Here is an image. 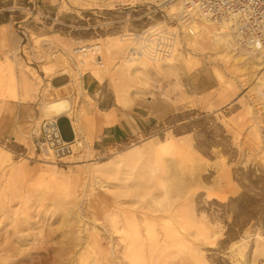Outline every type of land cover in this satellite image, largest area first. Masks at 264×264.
Here are the masks:
<instances>
[{
  "label": "rangeland",
  "instance_id": "374dc122",
  "mask_svg": "<svg viewBox=\"0 0 264 264\" xmlns=\"http://www.w3.org/2000/svg\"><path fill=\"white\" fill-rule=\"evenodd\" d=\"M181 1L0 0V264L72 238L73 264H264V58L192 32ZM154 34L166 52L141 49ZM60 74L73 138L51 146ZM110 105L132 119L120 145L94 122Z\"/></svg>",
  "mask_w": 264,
  "mask_h": 264
},
{
  "label": "bare ground",
  "instance_id": "6f19581e",
  "mask_svg": "<svg viewBox=\"0 0 264 264\" xmlns=\"http://www.w3.org/2000/svg\"><path fill=\"white\" fill-rule=\"evenodd\" d=\"M184 1L185 0H182L181 1V4L182 5H183ZM182 5H181V9L179 10L180 12L182 11ZM191 15H192V12H191ZM196 17H197L198 20L192 21V24H191V26L193 28V29H191L192 32L202 33L203 35L208 36L209 38L215 39L216 41L225 42V43H227L229 45L236 44L238 46V48H239V51H240L239 53L240 54H243L244 56H246L241 61L243 63L242 65L247 64L249 61H254L255 59L264 58V50H262V49L254 50V48H251L250 49L248 47H243V46L239 45L238 42H236V39H235V37H234V35L232 33L234 31V29L232 27V24L235 23L234 21H232L230 19H227V18H221L219 20H213V19H210V18H206V16H204L203 14H202V16L199 15V16H196ZM212 23L217 24V25H220V26L217 29H215V28H213L211 26ZM153 33H154V31H153ZM111 42L112 41H110V43ZM110 43H106V44L103 45L104 48H106V50H109V48H110L109 47L110 46L109 44ZM96 44L95 43H92L90 45V47H88L87 45H85L84 48H87L88 47V50L90 51V54L91 53L92 54L93 53L95 54V53H98L99 52V50L97 49L98 48V45H96ZM113 44H114V41H113ZM111 47H113V46H111ZM84 48L82 50H84ZM86 52H88V51L86 50ZM106 53H107V51H106ZM75 55H80V54L77 53ZM75 55H74V57H75ZM81 56H84V55H81ZM89 57L88 58L85 57V58L87 60L88 59H92V57L91 58H89ZM94 57H96V56H94ZM80 65L78 64L77 67H78V70H80V72H81V71L85 70V67L84 66L81 67ZM95 75H97V73ZM50 83L54 87L53 90H52L51 87L48 88V90H52L50 92H52V93L55 92L56 93L57 91H59V92L61 91L60 93H62V94L59 95V93L58 94L56 93V95L58 97L56 96V99L55 100H52V101L48 102L47 107H45V108L47 109V111H52L55 115L58 116V115H60V113H62L63 111H65L69 107V104H70L69 101L66 99V97H64V96H66L65 95L66 92L65 93L62 92V91H64L68 87L70 89V85H68V75L67 74L57 75V76L51 78ZM63 94H64V96L62 97ZM59 96H61V97H59ZM52 121L56 123V128L55 129H52V128L49 127L48 134H49L50 138H49V140L47 139V142H48L49 145L52 146V144H55L54 146H58L56 144L58 140H60V142L61 141L66 142V141H68V140H70V139L73 138L72 127H71V124H70L68 118H66V116L60 115V116H58V118L52 119ZM94 122H95L96 125H100L102 123V119L97 116V117H95ZM261 137H262V135H261ZM262 140H264V138H262ZM80 144H81L80 142H77L76 143V147H77V145H80ZM152 148H153V146H149V151H151ZM134 154H135V152H134ZM216 197H218L219 199H222L221 196H218L217 195ZM94 240L95 239L93 238L92 241H94ZM65 241H67V240H65ZM74 241L75 240L73 238L72 239H68V241L65 242V244L63 243L64 245H62L59 249H55V248H53L51 246H49V247L45 246L43 248V250L40 249V250L34 251V253L36 252V255L37 256H30L29 255L30 257L28 256L29 257L28 258V261H29L28 264H46L45 261L47 259H49V258H51V263H49V264H73V261H74V259H72L73 258L72 255L74 254L73 247L75 246L74 244H77V242L75 243ZM86 242H88V241H86ZM89 242H90V240H89ZM33 245H35V244L33 243ZM39 247L41 248V246H39ZM39 247H37V248H39ZM28 251H30V250H28ZM88 257L89 256H88V253L87 252H83V253L80 252V254H78V257L75 259V261L77 263L76 262L75 263L76 264H91L92 262H91L90 259H91L92 255H91L90 259ZM93 261L95 262V260H93Z\"/></svg>",
  "mask_w": 264,
  "mask_h": 264
},
{
  "label": "built area",
  "instance_id": "2783aa9c",
  "mask_svg": "<svg viewBox=\"0 0 264 264\" xmlns=\"http://www.w3.org/2000/svg\"><path fill=\"white\" fill-rule=\"evenodd\" d=\"M158 7H145V14L157 12ZM192 12V15H191ZM206 16L213 20L227 18L235 23L232 24V32L236 42L243 47L254 48V50H264V0H185L182 5L181 17L190 29L192 21L196 16ZM171 35V34H170ZM158 34L151 35L150 44H142L141 49L153 55L158 52V46L167 48L172 37ZM154 36V38H153ZM163 52H166L164 50ZM99 56V54H97ZM100 58V56H99ZM99 60V59H98ZM264 138V129L261 131Z\"/></svg>",
  "mask_w": 264,
  "mask_h": 264
},
{
  "label": "crops",
  "instance_id": "0c3cea01",
  "mask_svg": "<svg viewBox=\"0 0 264 264\" xmlns=\"http://www.w3.org/2000/svg\"><path fill=\"white\" fill-rule=\"evenodd\" d=\"M200 74L203 75L204 73H200ZM67 75H68V80H69L68 82L70 84V88H72L73 91L74 88L70 83V75L69 74ZM210 80H214V79L210 77ZM81 81H82V85L85 83H88V85L89 84L98 85L103 82V81H98L96 77H94L90 72L82 76ZM215 85H216L215 83L210 84L200 91L201 93L209 91L210 89L215 87ZM49 91L51 90L47 89L45 94ZM24 93L29 98L31 97V93L29 89ZM99 112L102 113L99 114L98 117L102 119V123L100 125L103 126L100 140L106 141L105 145L107 146L109 145L111 146L113 144L120 145L121 143L125 142L128 139L129 135L131 134V130H132V123H131L132 119L130 114L128 113V109L124 107L110 105V106H106V108L103 110H99ZM115 117H117L118 119L116 120Z\"/></svg>",
  "mask_w": 264,
  "mask_h": 264
},
{
  "label": "water",
  "instance_id": "95a60500",
  "mask_svg": "<svg viewBox=\"0 0 264 264\" xmlns=\"http://www.w3.org/2000/svg\"><path fill=\"white\" fill-rule=\"evenodd\" d=\"M49 127L52 128V129H55V128H56V123L53 122L52 120H49V121H47V122H45V123L43 124V130H44V132H45V134H46V138H47L48 140H49V138H50V136H49V134H48V132H49ZM56 144H57V145H60V144H61L60 140H58ZM54 145H55V144H52V146H54Z\"/></svg>",
  "mask_w": 264,
  "mask_h": 264
},
{
  "label": "trees",
  "instance_id": "16d2710c",
  "mask_svg": "<svg viewBox=\"0 0 264 264\" xmlns=\"http://www.w3.org/2000/svg\"><path fill=\"white\" fill-rule=\"evenodd\" d=\"M232 200H235L236 198H231Z\"/></svg>",
  "mask_w": 264,
  "mask_h": 264
}]
</instances>
